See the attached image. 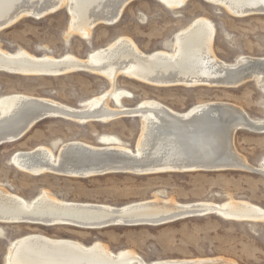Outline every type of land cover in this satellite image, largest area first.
<instances>
[{
	"label": "bare ground",
	"instance_id": "bare-ground-1",
	"mask_svg": "<svg viewBox=\"0 0 264 264\" xmlns=\"http://www.w3.org/2000/svg\"><path fill=\"white\" fill-rule=\"evenodd\" d=\"M133 1L0 0V32L22 19H41L64 8L69 13L66 37L77 35L88 39L97 25L117 23L122 10ZM158 1L170 9H178L187 0ZM202 1L221 6L237 18L264 15V0ZM259 8H263V12H258ZM214 38L215 27L211 21L197 18L175 35L171 52L145 54L127 37L117 38L90 53L86 59L70 54L55 58L34 56L23 50L9 53L0 49V73L55 77L90 72L102 76L111 86L87 100L83 108L23 94L1 97L0 121L3 123L0 130L9 126L7 143L20 140L38 123L28 122L25 118L39 109L45 119L63 118L79 124H106L120 118L140 120L134 150L122 146L116 137L101 136L100 146L71 141L60 145L55 153L44 146L15 152L10 159L12 164L30 176L55 174L76 178L110 173L152 175L224 170L264 173V158L258 167L250 166L236 152L233 141L239 130L263 134L264 119L253 120L242 109L225 102L197 104L183 113L154 100L127 108L120 100L129 94L113 91L118 76L150 86L187 88L237 87L251 80L264 90V57L240 56L234 63H225L213 51ZM111 101L114 106L109 105ZM169 201L160 203L155 199L115 207L62 201L42 191L27 203L0 187V224L99 230L118 226H157L205 214L233 221L264 222V209L247 202L230 200L219 205L205 202L177 204L174 201L169 204ZM214 258L146 263L130 250L113 253L100 242L87 247L71 240L27 235L11 243L5 264H236Z\"/></svg>",
	"mask_w": 264,
	"mask_h": 264
},
{
	"label": "rangeland",
	"instance_id": "rangeland-1",
	"mask_svg": "<svg viewBox=\"0 0 264 264\" xmlns=\"http://www.w3.org/2000/svg\"><path fill=\"white\" fill-rule=\"evenodd\" d=\"M197 18L215 27L213 51L225 63L240 56L264 57V15L234 17L223 7L202 0H187L170 9L158 0H135L121 12L112 26L99 24L88 39L66 37L69 15L63 8L41 19L25 18L0 32V49L21 50L34 56L88 58L119 37L131 39L138 49L150 54L172 51L175 35ZM67 38V39H66ZM110 82L90 72L46 77L0 73V98L23 94L46 98L72 108L106 90ZM113 91H123L121 105L133 108L146 100L157 101L183 113L206 102H225L242 109L253 120L264 119V90L254 81L237 87H156L124 76L115 80ZM114 101L109 102L114 106ZM140 133L138 118H120L102 124H79L63 118H48L35 124L20 140L0 145V187L30 203L42 191L67 202L104 204L115 207L158 200L160 203L223 204L247 202L264 209V173L246 170L175 172L152 175L110 173L88 178L44 174L30 176L15 168L11 157L39 146L54 153L67 142L102 145L101 136H113L134 150ZM236 152L256 168L264 158V133L244 130L233 136ZM156 197V198H155ZM27 235H43L91 246L105 244L113 253L130 250L146 263L171 259L214 258L236 264H264V222L226 220L215 214L192 216L157 226H118L86 230L71 226L0 224V264H5L12 242ZM219 257V258H217Z\"/></svg>",
	"mask_w": 264,
	"mask_h": 264
},
{
	"label": "water",
	"instance_id": "water-1",
	"mask_svg": "<svg viewBox=\"0 0 264 264\" xmlns=\"http://www.w3.org/2000/svg\"><path fill=\"white\" fill-rule=\"evenodd\" d=\"M263 8H259V11L258 12H263L262 11ZM69 14V13H68ZM31 112V111H30ZM30 116V118H28ZM28 118V119H27ZM27 118H25V120H28V122H31V121H35V123L39 122V121H42L46 118V116L44 115V113H42V111L39 110H35L33 112H31L30 114H27ZM3 123V121H0V125ZM9 126L6 128V127H3L2 130H0V145H3V144H6L7 143V130ZM13 134V133H12ZM17 139L19 137H16Z\"/></svg>",
	"mask_w": 264,
	"mask_h": 264
}]
</instances>
